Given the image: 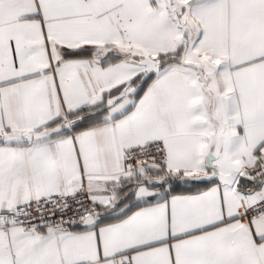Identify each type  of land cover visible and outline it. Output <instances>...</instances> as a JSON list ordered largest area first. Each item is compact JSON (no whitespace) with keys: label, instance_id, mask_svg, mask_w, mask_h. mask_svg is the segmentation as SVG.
<instances>
[{"label":"crops","instance_id":"obj_1","mask_svg":"<svg viewBox=\"0 0 264 264\" xmlns=\"http://www.w3.org/2000/svg\"><path fill=\"white\" fill-rule=\"evenodd\" d=\"M157 139L163 163L124 165ZM263 158L264 0H0V211L98 206L94 226L0 229V264H264V214H243Z\"/></svg>","mask_w":264,"mask_h":264},{"label":"built area","instance_id":"obj_2","mask_svg":"<svg viewBox=\"0 0 264 264\" xmlns=\"http://www.w3.org/2000/svg\"><path fill=\"white\" fill-rule=\"evenodd\" d=\"M165 156V143L162 139H157L128 149L123 161L127 168L132 169L141 164H161ZM246 177L252 180L264 178V158L259 165L247 170ZM97 208V204L84 189L75 193H53L0 211V229L5 230L11 226L31 229L64 226L83 221L88 216L95 218ZM243 214L250 220L264 214V197L245 207ZM119 264L132 263L124 261Z\"/></svg>","mask_w":264,"mask_h":264},{"label":"water","instance_id":"obj_3","mask_svg":"<svg viewBox=\"0 0 264 264\" xmlns=\"http://www.w3.org/2000/svg\"><path fill=\"white\" fill-rule=\"evenodd\" d=\"M140 62L146 67V72L140 79V82L143 84V82L148 80L156 72L157 64L154 59L151 58H144ZM236 176L237 173L235 171H231L229 174L212 173L210 175H200L195 180L199 183L211 182L213 180L221 184L232 185ZM83 223L88 226H94L95 218L93 216H88L84 219Z\"/></svg>","mask_w":264,"mask_h":264},{"label":"trees","instance_id":"obj_4","mask_svg":"<svg viewBox=\"0 0 264 264\" xmlns=\"http://www.w3.org/2000/svg\"><path fill=\"white\" fill-rule=\"evenodd\" d=\"M167 56V55H166ZM165 55L164 56H161L160 57V67H162V66H164V65H166V64H168V63H170V62H172L171 60H173L172 58H170L169 57V59H167V57H166ZM115 58H118L117 56L115 57ZM140 78V77H139ZM147 81V80H146ZM146 81L145 82H143V84H141L140 85V88H139V90H141V89H143V86H144V84L146 83ZM75 115L76 116H81V115H83V113H81V111H78L77 113H75ZM85 122H81V123H78V124H75L74 125V128H80L81 127V125L82 124H84ZM197 186H200V184H199V182H197V181H193V182H191L189 185H188V187H190L192 190L194 189H196L197 188Z\"/></svg>","mask_w":264,"mask_h":264},{"label":"rangeland","instance_id":"obj_5","mask_svg":"<svg viewBox=\"0 0 264 264\" xmlns=\"http://www.w3.org/2000/svg\"><path fill=\"white\" fill-rule=\"evenodd\" d=\"M158 181L160 182L161 186L163 185L160 193H165L166 191L173 189L175 183L177 182V179L175 177L172 178V176L161 175ZM165 184L166 187H164Z\"/></svg>","mask_w":264,"mask_h":264}]
</instances>
